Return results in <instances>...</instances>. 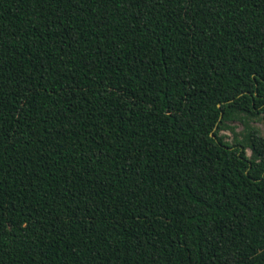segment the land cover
Listing matches in <instances>:
<instances>
[{
	"label": "trees",
	"instance_id": "16d2710c",
	"mask_svg": "<svg viewBox=\"0 0 264 264\" xmlns=\"http://www.w3.org/2000/svg\"><path fill=\"white\" fill-rule=\"evenodd\" d=\"M263 113L264 0H0V264H264Z\"/></svg>",
	"mask_w": 264,
	"mask_h": 264
},
{
	"label": "rangeland",
	"instance_id": "374dc122",
	"mask_svg": "<svg viewBox=\"0 0 264 264\" xmlns=\"http://www.w3.org/2000/svg\"><path fill=\"white\" fill-rule=\"evenodd\" d=\"M228 125L234 127L235 132L239 133L243 136L249 127L254 128L257 133L264 137V113L258 115L257 117H241L239 119L231 120L228 122ZM221 134L225 135L229 140L231 136V132L228 129H224L220 131Z\"/></svg>",
	"mask_w": 264,
	"mask_h": 264
}]
</instances>
